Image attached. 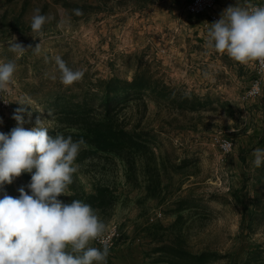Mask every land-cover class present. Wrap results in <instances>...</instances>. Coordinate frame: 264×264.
<instances>
[{
    "label": "rangeland",
    "instance_id": "rangeland-1",
    "mask_svg": "<svg viewBox=\"0 0 264 264\" xmlns=\"http://www.w3.org/2000/svg\"><path fill=\"white\" fill-rule=\"evenodd\" d=\"M189 1L0 0V62L15 59L17 64L10 90L0 97L2 132L7 133L17 125L11 119L10 107L25 99L23 82L36 80L39 71L53 76L58 55L70 67L91 77L127 78H131L134 72L131 66L141 56L143 62H153L154 68L176 88L203 98L219 97L232 106L233 116L225 114L216 101L201 112H181L166 100L150 95L143 96L145 107L141 102L129 106L127 120L131 124L139 122L141 127L157 134L154 148L158 153L167 152L171 159L187 157L194 161L183 169L169 171V188L160 202L150 198L138 204L135 199L144 189L142 185L135 187L125 182L123 166L118 162L106 170L97 166L96 172L90 166L94 174L80 173L79 178L87 188L89 178L95 177L103 183H114L123 197L111 214L101 219L107 225L106 234L119 232L110 248L121 240L133 246L134 252L130 253L135 256L130 264H153L147 252L156 243L142 230L148 222L159 221L166 228L164 242L179 234L182 244L193 252L212 250L232 254L230 260L233 257L238 262L244 259L241 250L244 240L264 245V221L253 218V229L248 231L242 220V203L234 193L241 187L244 176L249 175L242 191L246 193L245 201L250 203L256 188L264 196V184L255 181L259 171L254 163L255 150L264 149V72H258L255 61L237 62L207 44L210 23L220 18L216 9L219 0H214L204 12L189 11L186 8ZM242 2L249 6L264 4V0ZM35 9L53 17L40 37L30 28ZM13 38L28 46L22 56L10 51ZM258 76L262 79L260 93L244 98V92ZM30 102L33 110H42L41 105ZM37 119L44 123L41 114L28 111L23 126L30 129ZM222 137L233 141L227 154L220 152ZM241 152L246 156L245 164L239 157ZM30 179L20 175L11 183L0 185V198L19 196L18 189ZM25 190L28 191L26 187ZM181 197L197 203L183 210V217L172 226L175 203ZM228 259L219 258L210 264H228Z\"/></svg>",
    "mask_w": 264,
    "mask_h": 264
},
{
    "label": "trees",
    "instance_id": "trees-1",
    "mask_svg": "<svg viewBox=\"0 0 264 264\" xmlns=\"http://www.w3.org/2000/svg\"><path fill=\"white\" fill-rule=\"evenodd\" d=\"M137 58L136 64L131 66L134 69L131 78L116 75L91 77L84 71L82 80L64 85L60 80L58 66L53 76H45L39 71L36 80L23 82V91L25 98L35 101V106L41 105L42 110H33L34 107L29 104L19 102L10 107L11 119H14L13 113L16 109L23 108L21 115L24 121L28 111L33 115H42L44 126L49 127V135L63 133L65 136L71 135L74 140L80 137L86 140V145L82 146L77 157L79 167L74 174L73 183L69 186L70 195L61 194L58 198L66 203L73 199L83 200L91 204L100 217H108L123 197L117 192L114 183H103L95 177L89 178L87 188L79 178L80 173L89 174L97 166L106 170L112 164L120 163L123 166L125 182L135 187L142 185L144 189L135 199L140 204L150 198H156L160 202L169 188V171H178L194 162L187 157L171 159L167 152L158 153L154 148L157 134L141 127L139 122L131 124L127 120L125 115L130 105L141 102L145 107L143 96L150 95L166 100L178 111L197 113L208 109L216 101L218 107H223L225 114L233 116L229 101L219 97L203 98L178 89L154 68L153 62H143L141 56ZM262 113L264 119V110ZM239 157L245 164L246 156L243 152ZM256 170L259 171L255 176L256 183L264 184V164L256 166ZM21 175L31 178V173L24 172ZM249 177L244 176L241 187L234 190V193L242 203L245 228L252 231L253 218L264 221V196L256 188L250 203L245 201L246 193L243 194L242 191L246 189V180ZM196 203L197 201L187 197L178 198L173 210L176 218L172 226L183 217V210L190 209ZM165 229L159 221L153 224L148 222L142 227L156 243L147 252L153 264H210L216 259H228L232 255H222L212 250L193 252L182 244L179 234H175L170 242H164ZM241 250L244 255L243 262L231 257L228 264H264L263 244L256 245L244 240Z\"/></svg>",
    "mask_w": 264,
    "mask_h": 264
},
{
    "label": "clouds",
    "instance_id": "clouds-1",
    "mask_svg": "<svg viewBox=\"0 0 264 264\" xmlns=\"http://www.w3.org/2000/svg\"><path fill=\"white\" fill-rule=\"evenodd\" d=\"M76 12L80 14V10ZM51 19L40 9L34 10L30 28L36 37ZM207 44L237 62L264 63V5L249 6L237 0L225 8L220 18L210 23ZM27 47L15 38L10 43V51L17 57ZM55 62L64 85L83 79L84 71L73 69L61 56H56ZM16 70L15 59L0 62V97L10 90ZM17 101L31 104L28 98ZM23 111L18 108L13 113L15 127L7 133L0 131V185L31 173L30 182L18 189L19 196L0 198V264H107V225L97 210L80 199L66 203L58 198L70 195L69 186L79 167L77 157L86 140H74L63 133L49 135V127L40 119L26 129ZM254 163L264 164V149L255 150ZM96 240L102 247L93 246Z\"/></svg>",
    "mask_w": 264,
    "mask_h": 264
},
{
    "label": "bare ground",
    "instance_id": "bare-ground-1",
    "mask_svg": "<svg viewBox=\"0 0 264 264\" xmlns=\"http://www.w3.org/2000/svg\"><path fill=\"white\" fill-rule=\"evenodd\" d=\"M214 0H191L187 3L186 8L191 12H204L205 10H208ZM253 5H264V4H252ZM217 19V18H216ZM256 68L258 72H264V63H261L259 61H255ZM262 88V79L260 76L255 77V79L252 81L249 88L244 92V98H251L256 96L260 93ZM219 148L221 154H227L229 153L233 148V141L229 137H222L219 140ZM106 238L109 240L110 246H112L115 242V239L118 238L119 232L117 231H111L109 234H105ZM96 242L102 246L99 240H96Z\"/></svg>",
    "mask_w": 264,
    "mask_h": 264
},
{
    "label": "crops",
    "instance_id": "crops-1",
    "mask_svg": "<svg viewBox=\"0 0 264 264\" xmlns=\"http://www.w3.org/2000/svg\"><path fill=\"white\" fill-rule=\"evenodd\" d=\"M235 0H219L216 9L218 12L222 11L230 5H234ZM93 246H99L95 241L92 242ZM122 240L118 242L113 248H110V255L108 256L107 264H130L129 262L133 260L135 254L130 253L134 252L133 246H128ZM132 245V244H130Z\"/></svg>",
    "mask_w": 264,
    "mask_h": 264
}]
</instances>
